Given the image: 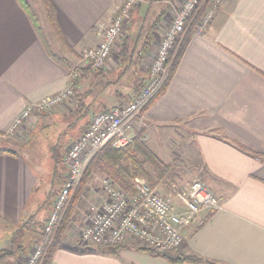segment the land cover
I'll return each mask as SVG.
<instances>
[{
	"label": "crops",
	"instance_id": "crops-1",
	"mask_svg": "<svg viewBox=\"0 0 264 264\" xmlns=\"http://www.w3.org/2000/svg\"><path fill=\"white\" fill-rule=\"evenodd\" d=\"M31 1L39 13L28 4L40 36L17 0H0L1 135L27 104L66 87L70 68L85 49L99 42V30L109 25L121 3L49 0L59 38L48 22L45 1ZM164 2L157 1L156 19L163 16ZM161 26L159 22L154 31L153 25L148 28L152 42L148 47L142 42L147 51L138 49L136 56L151 51L163 35ZM48 39L64 52L54 53ZM117 52L112 51L102 70L84 69L74 86V96L64 104V113L77 114L81 120L78 129L84 131L92 115L138 93L133 82L134 88H128V74L124 80L128 68L121 65L116 72L120 66ZM139 120L145 123L139 130L141 140L163 163L169 164L174 155L198 160V170L221 208L208 214L199 227L183 230L181 249L164 257L133 244L102 253V249L82 243L79 231L86 225L87 215L76 208L48 264H174L171 260L188 255L218 264H264V0H226L206 32L187 40L164 93ZM15 152L17 156L0 154V229L23 226L28 233L16 236L19 244L10 255L16 262L40 241L52 195L48 193L50 184H41L43 169ZM55 167L52 172H57ZM62 176L55 183L56 194L63 184ZM81 200L84 206V195ZM11 240L13 248L14 236ZM4 247L0 245V251Z\"/></svg>",
	"mask_w": 264,
	"mask_h": 264
},
{
	"label": "built area",
	"instance_id": "built-area-1",
	"mask_svg": "<svg viewBox=\"0 0 264 264\" xmlns=\"http://www.w3.org/2000/svg\"><path fill=\"white\" fill-rule=\"evenodd\" d=\"M137 1L121 0L109 25L99 30V42L85 49L69 70L66 87L53 96L27 104L5 135L15 134L27 123L31 125L32 117L52 111L69 100L84 69L99 71L104 68ZM225 2H165L163 18L167 23L166 30L156 39L157 46L152 55L149 52L145 56L149 58L150 66L143 87L129 103L123 102L108 111L95 114L78 139L70 144L63 159L66 175L43 223L42 240L15 264L43 263L90 160L107 145L124 149L132 144L134 127L141 124L140 120L137 121L138 117L166 81L185 35L188 31H191V35L205 33L217 10ZM172 190L178 202L160 194L141 178L132 179L129 190L103 179L91 196L88 222L80 231V241L100 249L133 244L154 252L158 257L179 251L184 241L183 230L199 227L205 217L220 209L221 205L213 191L200 180L184 187L172 186Z\"/></svg>",
	"mask_w": 264,
	"mask_h": 264
},
{
	"label": "rangeland",
	"instance_id": "rangeland-1",
	"mask_svg": "<svg viewBox=\"0 0 264 264\" xmlns=\"http://www.w3.org/2000/svg\"><path fill=\"white\" fill-rule=\"evenodd\" d=\"M27 1H28V4L32 6V9L37 11V14L39 16L38 10L35 7V5L32 3V1L31 0H27ZM157 1L158 3H161V4L163 1L166 2V0H138L137 1V3L135 4L134 8L132 9L130 13L129 21L127 23V26L124 29L122 36L117 40L115 46L113 47V50L118 49V46L123 42L124 38L129 39L128 50H131L130 51V54H131L130 63L132 64V66L130 65L129 67H127L128 71L124 75L125 76L124 80L128 74V77H127L128 78L127 80L128 88L130 87L131 89H133L134 86L136 85V89H135L136 91L134 90L135 92H139L141 88L143 87L144 85L143 76L147 74L149 70V66H150L149 58L145 57V53L142 55L143 58L139 57V60H138L139 64L137 61H135V59L137 58L136 56L138 52L137 50L142 49V47H144L143 46L144 43L145 44L149 43L148 45L151 44L152 42L151 34L152 33H151V30L148 29L151 25H153L154 27L153 31H154L157 25L159 24V22H161V25L164 27L163 33L166 30V26H167V23L164 21V18H162L163 16H161L160 20L156 19L157 12L159 9L157 7L159 5L157 4ZM48 42L54 53L61 55V53L64 52L63 50L56 49L55 47H53L51 44L52 42H50L49 39H48ZM142 42L144 43L142 44ZM155 43H156L155 46L153 48L151 47V51H149L151 55L155 51V47L157 46V42ZM78 59L74 63L78 62ZM133 61L137 62L135 66H134ZM120 67L121 65L119 66L116 72L118 71L120 72ZM114 74H112V77H110L111 81L115 79ZM110 78L106 80H110ZM67 81H68V75H67ZM132 82L135 84L134 86ZM131 100H132L131 97L128 96V98L123 102L129 103ZM123 102L119 104H123ZM65 103L57 106L55 109L47 113L37 114L36 116L32 117V119H30L32 122L31 125H28L29 123H27V125L25 126V129L17 131L13 135L6 134L3 137V139L5 140L9 139L11 141H14V143L18 144L17 146H8L10 149L19 151L20 153H22L32 166H36V168L39 167L41 170L43 169L44 172H40L42 176L41 184H43L44 186H46L48 183L50 184V187L48 188V193L52 195L51 201H50L52 203L54 201V197L56 195L57 187H58V185L56 187L55 183L58 182L59 180L58 178L61 177L63 174H64V177L66 175V167L63 162L66 151L69 148L70 144L73 141L77 140L83 131L82 128L78 129V126L81 124V120L76 118L77 114H74L71 112L69 113L63 112L62 108ZM94 115H92V117ZM91 118L89 119V122ZM39 120H42V122L38 126H36ZM140 122L141 124H137L134 127L135 136L139 135V130L145 127V123L143 121H140ZM17 136H19L20 138ZM172 158L174 159L169 163H172L175 161L176 162L173 164L174 166V168L172 167L173 170L169 174H167L168 177L167 176L164 177L158 185L151 186V187L155 188L156 191H158L160 194L169 196L175 202H178L175 192L172 190V186L184 187L185 185L190 184L195 180L203 181L205 184L206 182L203 180L202 172H199L198 170L199 163L196 158H194L193 156L189 157L188 155L187 156L174 155V157ZM54 165H56L55 169L57 170V172H52V169L54 170ZM95 178L97 180H95ZM103 179H107L104 173L92 172L91 177L86 185V189H85L86 191L83 194L85 196V204L83 206L82 200H81L82 197H81L74 209L73 215L75 214L76 208H78L79 210L83 209L84 211L82 213L83 214L85 213L88 216V214L90 213L89 203L91 202L92 192L99 188ZM93 180L95 181L93 182ZM107 180H110V179H107ZM52 203H51V208H52ZM86 222H88V218ZM17 227L18 229L16 228L13 230L0 229V245L5 246L4 247L5 249L3 248L2 251H0V264H15V260L10 259L11 258L10 254H12L11 249H15L14 247L19 244L17 243L18 239L16 236L19 237L22 234H28L27 232L23 230V226H17ZM79 234H80V231H79ZM56 235L57 233L55 234V236ZM13 236L15 238V245H13V248H11L10 240L13 238ZM41 240L42 239H40L38 244L41 242ZM34 245H32L31 250L33 249ZM22 246L26 248L27 244L22 243ZM5 254L9 256L5 257Z\"/></svg>",
	"mask_w": 264,
	"mask_h": 264
},
{
	"label": "trees",
	"instance_id": "trees-1",
	"mask_svg": "<svg viewBox=\"0 0 264 264\" xmlns=\"http://www.w3.org/2000/svg\"><path fill=\"white\" fill-rule=\"evenodd\" d=\"M17 1L21 5V7L26 11V13L29 15L32 25L34 26V29L40 36L41 31L38 26L36 17L33 11L31 10V7L28 5L26 0H17ZM44 1H45V8H46L48 22L53 32L56 34L57 37H59L60 29L55 20L54 9L52 5L50 4L49 0H44ZM166 1H169V0H166ZM190 36H191V31H188L182 41L181 46L179 47L177 51L176 57L174 58L172 62V66L169 70L166 81L164 82L163 86L160 88L158 93L154 96V98L150 101L148 106L143 111H145L153 102H155L164 93L175 71L178 61L184 51V48L187 44V40L190 38ZM128 42H129V39L124 38L123 42L118 46L119 48L117 52L119 64L125 65L126 68L129 67L130 65L132 66V64L130 63V57H131L130 51L131 50H128L129 48ZM146 46L148 47V44L147 45L145 44V47ZM143 50L146 52L147 48L142 47V51ZM142 55L143 54L140 53L135 59V61L138 62L139 57L143 58ZM137 62H134V66L137 64ZM143 83H145L144 79H143ZM4 136L5 134H2V135L0 134V154L9 153L11 155L17 156V152L13 151L12 149L8 147L11 145L7 143L6 141H4L3 139ZM175 162H172L169 164L163 163L152 152V150L141 140L140 135L135 136L132 144H130L124 149H114L110 145L105 146L88 163L86 170L84 172V175L78 187L76 188V191L74 193V196L72 197L70 205L61 221V225L59 226V229L56 232L57 235L54 237V240L50 248L48 249V252L46 253L45 259L42 264H48L50 262L52 254L54 253L55 249L59 246L60 240L63 234L66 232V230L68 229L71 223V220L73 218L74 209L79 199L83 196L84 192L86 191L85 190L86 185L94 169H99L102 173L105 174L107 179L112 180L118 187L124 190H129L130 189L129 183L134 178H143L148 182L150 186L158 185L162 181V179L166 177L167 174H169L173 170L174 168L173 164ZM118 248L119 247L114 248L109 253L116 251V249ZM18 249H21V248H18ZM137 249L144 250L141 248H137ZM144 251L150 253L151 255L157 256L152 251H147V250H144ZM7 256L9 255L5 254V257ZM23 257H20V258H23ZM20 258H18V260H20ZM18 260H16L15 263H17ZM171 262L174 264H177V263L218 264V263H213L210 261H203L201 258L194 256V255L178 257L175 260H171Z\"/></svg>",
	"mask_w": 264,
	"mask_h": 264
},
{
	"label": "water",
	"instance_id": "water-1",
	"mask_svg": "<svg viewBox=\"0 0 264 264\" xmlns=\"http://www.w3.org/2000/svg\"><path fill=\"white\" fill-rule=\"evenodd\" d=\"M115 247H106L102 249L103 253H109L110 251H112Z\"/></svg>",
	"mask_w": 264,
	"mask_h": 264
}]
</instances>
